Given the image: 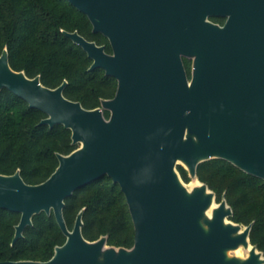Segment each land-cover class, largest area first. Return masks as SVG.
<instances>
[{"label": "water", "instance_id": "95a60500", "mask_svg": "<svg viewBox=\"0 0 264 264\" xmlns=\"http://www.w3.org/2000/svg\"><path fill=\"white\" fill-rule=\"evenodd\" d=\"M67 1L111 52L76 30L63 33L91 59L89 70L117 80L116 90L86 108L64 96L66 79L46 86L13 69L2 49L0 89L42 111L40 124L68 129L76 147L57 152L41 182H25L19 168L0 173V208L19 214L11 244L41 212L52 213L65 236L47 260L0 264H264L249 239L252 222L230 219L224 195L217 201L196 174L217 158L264 181V0ZM104 174L125 197L130 247L108 244L106 234L85 238L84 208L71 228L65 222V200Z\"/></svg>", "mask_w": 264, "mask_h": 264}, {"label": "trees", "instance_id": "16d2710c", "mask_svg": "<svg viewBox=\"0 0 264 264\" xmlns=\"http://www.w3.org/2000/svg\"><path fill=\"white\" fill-rule=\"evenodd\" d=\"M74 30L111 52L107 38L92 32L86 15L67 0H0V52L6 47L10 66L29 77L39 75L49 87L66 79L64 96L93 108L101 98L114 95L116 83L101 68L88 69L91 59L63 33ZM183 63L189 74L190 60L184 58ZM103 113L108 116L107 110ZM44 116L7 88L0 89V173L11 174L19 168L25 182H41L57 166L56 153L66 154L76 147L61 124H40ZM177 169L188 181L185 168L177 165ZM196 174L215 192L217 201L224 195L232 208L230 219L252 222L249 239L264 253V181L217 158L199 163ZM81 208L85 238L106 234L110 245H132L133 224L125 197L106 174L65 200L63 216L69 228ZM18 219V213L0 208V261L47 260L54 246L65 239L53 214L41 212L11 244Z\"/></svg>", "mask_w": 264, "mask_h": 264}, {"label": "flooded vegetation", "instance_id": "af4514ba", "mask_svg": "<svg viewBox=\"0 0 264 264\" xmlns=\"http://www.w3.org/2000/svg\"><path fill=\"white\" fill-rule=\"evenodd\" d=\"M221 18V21H215L219 24H223V22L225 21V18L224 17H220ZM212 20V19H211ZM214 21V20H213ZM105 47V46H104ZM106 51V50H105ZM107 52V51H106ZM110 53V52H109ZM184 59V58H183ZM102 69V68H101ZM103 70V69H102ZM104 71V70H103ZM113 79L115 80V83L117 85V80L113 77ZM115 90H116V87H115ZM115 93V92H114Z\"/></svg>", "mask_w": 264, "mask_h": 264}, {"label": "rangeland", "instance_id": "374dc122", "mask_svg": "<svg viewBox=\"0 0 264 264\" xmlns=\"http://www.w3.org/2000/svg\"><path fill=\"white\" fill-rule=\"evenodd\" d=\"M188 188H191L194 185L193 180H189L188 182H184Z\"/></svg>", "mask_w": 264, "mask_h": 264}, {"label": "bare ground", "instance_id": "6f19581e", "mask_svg": "<svg viewBox=\"0 0 264 264\" xmlns=\"http://www.w3.org/2000/svg\"><path fill=\"white\" fill-rule=\"evenodd\" d=\"M212 206H214V205H212ZM236 252H240V249H237V251Z\"/></svg>", "mask_w": 264, "mask_h": 264}]
</instances>
